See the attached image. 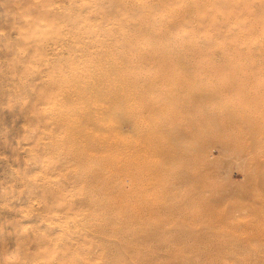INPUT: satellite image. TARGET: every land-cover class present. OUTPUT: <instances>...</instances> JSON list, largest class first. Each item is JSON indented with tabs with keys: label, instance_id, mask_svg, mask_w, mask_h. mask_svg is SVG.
<instances>
[{
	"label": "rangeland",
	"instance_id": "rangeland-1",
	"mask_svg": "<svg viewBox=\"0 0 264 264\" xmlns=\"http://www.w3.org/2000/svg\"><path fill=\"white\" fill-rule=\"evenodd\" d=\"M0 264H264V0H0Z\"/></svg>",
	"mask_w": 264,
	"mask_h": 264
},
{
	"label": "bare ground",
	"instance_id": "bare-ground-1",
	"mask_svg": "<svg viewBox=\"0 0 264 264\" xmlns=\"http://www.w3.org/2000/svg\"><path fill=\"white\" fill-rule=\"evenodd\" d=\"M98 119H100V118H98Z\"/></svg>",
	"mask_w": 264,
	"mask_h": 264
}]
</instances>
